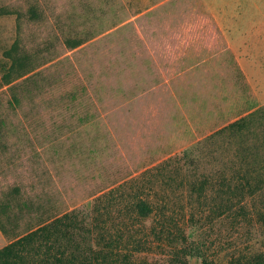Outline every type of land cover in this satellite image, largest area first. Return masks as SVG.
I'll return each instance as SVG.
<instances>
[{"label":"rangeland","instance_id":"rangeland-1","mask_svg":"<svg viewBox=\"0 0 264 264\" xmlns=\"http://www.w3.org/2000/svg\"><path fill=\"white\" fill-rule=\"evenodd\" d=\"M12 47L26 66L7 83ZM236 120L244 138L223 131ZM188 152L197 173L247 155L264 176V0H0V248L148 169L172 174L166 161ZM182 165L151 196L181 220ZM261 197L244 199L249 221L205 223L197 208L189 264H264Z\"/></svg>","mask_w":264,"mask_h":264},{"label":"trees","instance_id":"trees-1","mask_svg":"<svg viewBox=\"0 0 264 264\" xmlns=\"http://www.w3.org/2000/svg\"><path fill=\"white\" fill-rule=\"evenodd\" d=\"M81 42L77 38L67 40L70 47ZM12 50L13 47L8 51L11 66L4 75L7 83L12 82L14 71L23 72L26 66V58L14 55ZM240 120L223 131H231L232 136L241 133L244 138L247 126ZM245 149L249 151L248 147ZM246 158L247 155L240 156L238 168L232 169L227 163L221 170L202 173H197L194 167L190 169L197 163L190 152L170 158L165 164L172 174L157 173L155 167L148 169L142 176L127 179L97 195L91 209L74 208L43 219L17 235L0 248V264H189L190 255L202 254L200 243L187 233L189 225L202 226L198 217L201 208L206 213L205 223L229 212L235 222L249 221L250 210L244 199L258 194L262 197L257 212L259 220H264V176L258 175V179ZM181 165L189 171L185 187L190 209L182 220L171 213L167 202L160 203L161 199L151 197L156 194L155 190L152 192L155 181L172 186L173 175L180 171ZM229 169L231 173H226ZM232 194L238 197L236 205ZM220 198L225 200L222 202ZM239 216L246 218L239 221ZM0 226L7 232L1 215ZM157 247L162 251L157 252ZM203 264L216 263L204 258Z\"/></svg>","mask_w":264,"mask_h":264}]
</instances>
